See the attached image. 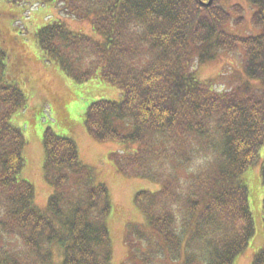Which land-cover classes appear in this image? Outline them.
<instances>
[{
  "label": "trees",
  "instance_id": "trees-1",
  "mask_svg": "<svg viewBox=\"0 0 264 264\" xmlns=\"http://www.w3.org/2000/svg\"><path fill=\"white\" fill-rule=\"evenodd\" d=\"M47 1L89 20L99 36L54 19L31 35L40 59L75 82L99 78L120 89L115 99L87 105L84 128L97 142L123 145L108 156L119 173L155 185L135 193L143 222L127 232L123 264H233L254 233L243 174L258 166L264 187V0H247L259 31L242 36L226 28L243 20V5L235 2L0 3L27 10ZM18 16L0 11V19ZM17 38L5 40L0 28V264H113L108 187L80 160L72 137L43 129V174L52 188L44 209L22 175L26 140L11 123L27 106L11 75L19 73L20 58L9 54L6 71V50ZM221 52H239L243 76L218 91L198 68ZM262 220L264 227V197ZM250 264H264V245Z\"/></svg>",
  "mask_w": 264,
  "mask_h": 264
},
{
  "label": "rangeland",
  "instance_id": "rangeland-1",
  "mask_svg": "<svg viewBox=\"0 0 264 264\" xmlns=\"http://www.w3.org/2000/svg\"><path fill=\"white\" fill-rule=\"evenodd\" d=\"M234 2L243 5V20L237 24L230 22L226 26L227 30L237 35L258 33L259 28L251 22L252 7L247 0H219V4L223 6H229ZM2 6L0 3V11H15L19 15L14 20H10V17L0 19V28L7 41L18 36L16 44L8 48L9 53L6 50L8 56L6 71L9 73V54L13 57L12 61L19 57V73L15 75L14 72H10L14 81L26 94L27 106L26 110L12 116L11 123L21 129L26 140L22 175L34 186L35 204L44 209L52 193V188L43 174L44 150L41 140L44 127L50 126L56 134L68 135L75 140L80 160L92 166L98 180L108 187L111 206L107 225L112 260L113 264H123L128 258L127 232L134 225H141L143 222V215L134 202L135 193L154 189L155 185L148 180L119 173L108 156L110 152L122 151L123 145L112 141H95L86 133L83 124L84 111L90 102L97 99H115L120 89L99 78H92L86 82H75L67 78L57 65L45 63L40 59L39 48L31 36L40 26L59 18L70 30L93 38L99 34L93 30L89 20L64 15L61 3L33 5L30 11L21 16L17 6L11 4ZM219 54L218 59L199 66L198 75L202 79L211 80L218 91H223L242 82L243 68L239 52ZM259 154L262 158L264 143ZM255 168L258 171L254 170ZM243 176L249 188L254 233L248 248L234 259L233 264H250L254 254L264 245L262 220L264 187L258 166L248 169Z\"/></svg>",
  "mask_w": 264,
  "mask_h": 264
},
{
  "label": "water",
  "instance_id": "water-1",
  "mask_svg": "<svg viewBox=\"0 0 264 264\" xmlns=\"http://www.w3.org/2000/svg\"><path fill=\"white\" fill-rule=\"evenodd\" d=\"M212 0H209V2L207 4H209Z\"/></svg>",
  "mask_w": 264,
  "mask_h": 264
}]
</instances>
